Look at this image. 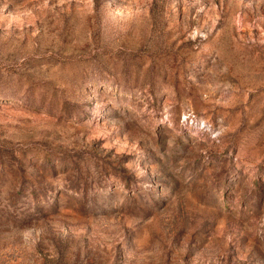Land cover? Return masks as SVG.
<instances>
[{"label":"rangeland","instance_id":"obj_1","mask_svg":"<svg viewBox=\"0 0 264 264\" xmlns=\"http://www.w3.org/2000/svg\"><path fill=\"white\" fill-rule=\"evenodd\" d=\"M0 264H264V0H0Z\"/></svg>","mask_w":264,"mask_h":264}]
</instances>
